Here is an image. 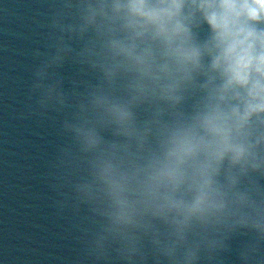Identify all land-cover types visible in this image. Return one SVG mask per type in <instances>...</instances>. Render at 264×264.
Wrapping results in <instances>:
<instances>
[{
  "label": "clouds",
  "instance_id": "1",
  "mask_svg": "<svg viewBox=\"0 0 264 264\" xmlns=\"http://www.w3.org/2000/svg\"><path fill=\"white\" fill-rule=\"evenodd\" d=\"M53 4L33 91L64 114L58 178L101 230L170 264L222 231L264 239V0ZM69 62L66 91L50 69Z\"/></svg>",
  "mask_w": 264,
  "mask_h": 264
},
{
  "label": "water",
  "instance_id": "2",
  "mask_svg": "<svg viewBox=\"0 0 264 264\" xmlns=\"http://www.w3.org/2000/svg\"><path fill=\"white\" fill-rule=\"evenodd\" d=\"M56 13L53 0H0V264H170L143 234L133 251L103 232L90 206L58 178L65 117L41 116L33 91ZM50 71L71 89L70 62ZM215 239L214 248L201 245L198 264H264V239L253 230L238 227Z\"/></svg>",
  "mask_w": 264,
  "mask_h": 264
}]
</instances>
